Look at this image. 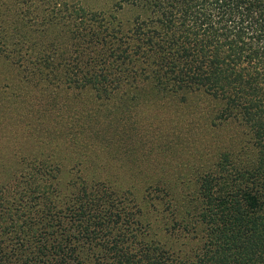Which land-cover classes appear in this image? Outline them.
Returning a JSON list of instances; mask_svg holds the SVG:
<instances>
[{
  "label": "trees",
  "instance_id": "obj_1",
  "mask_svg": "<svg viewBox=\"0 0 264 264\" xmlns=\"http://www.w3.org/2000/svg\"><path fill=\"white\" fill-rule=\"evenodd\" d=\"M149 1L158 11L154 18L141 22L136 28L138 37L130 39L129 43L131 47H138L142 55H147L146 52L158 55L160 66L155 72L163 71L161 79L151 74H148L151 77H143V73L130 68L128 73L119 72L107 79L93 74V69L71 71V66L70 72L54 77L58 80H54L56 83L53 82L51 85L54 87L51 88L42 84L46 78V66H40L36 76L35 71L28 70L33 69V65H28L23 59L17 58L10 63L24 68L23 72L29 74L24 76L25 79H30L34 86L41 84L36 90L39 103L45 102L47 95L57 94L59 89L74 88L73 83L84 88L106 79L101 89L113 97L125 91L124 84H133L141 79L155 80L153 89L157 90L163 84V89L180 96L181 102L193 97L215 103L212 108L215 123L235 122L231 140L236 145L232 149L228 145L210 144L208 163L190 165L180 160L177 172L172 169L173 166H169L168 173L164 167L156 169V175H161L163 170L162 174L167 173L169 179L162 176L154 181L153 174V182L146 186L149 196L159 200L171 215L167 223L162 222L160 230L165 235L174 233L178 234L177 238H190L193 244L178 252L177 247L181 245H168L163 240L160 245L150 236L148 244H142L136 252L128 249L133 238L140 239L136 230L138 225L129 226L125 232L119 226L120 212L128 209L127 201L131 199H124L123 196L106 199L99 194V200H93L78 194L74 204H66L64 208V203L57 195L54 199L47 187L51 182H55L52 186L61 182L57 175L61 173L62 162L52 152L40 150L32 153L31 157L17 149V155L23 159L17 162L21 168L16 167L19 172L15 173H12L14 166L11 162H6L7 156L0 152V264H264V0ZM77 2L57 1L63 4L61 12L68 18L64 24L72 27L69 33L75 41L74 46L78 47L77 59L84 65L93 63L91 56L84 61V56L91 52L90 46H84L90 43L84 37L88 35L87 30L91 28L87 26L92 21L99 22V26L96 28L93 25L91 32L101 38L104 46L111 48L107 49L111 54L106 55L112 59L116 53L114 45L119 44L117 48H121V36H118L117 42L108 43L109 37L105 36L108 30L102 25L103 19ZM75 59V54L70 56L68 65ZM57 60L52 62V67L56 69L62 57ZM131 73L134 75L128 79ZM106 74L107 71L105 77ZM6 88L17 106L22 104L29 113L35 110L36 104L29 98L25 103L14 88ZM30 91L33 92V89L30 88ZM38 108L41 111L45 109L39 105ZM25 127L23 131L29 132L31 128L27 122ZM121 129H126L123 132L130 130L126 126ZM121 129L118 131L121 132ZM36 130L42 132L43 129L38 127ZM143 138L142 135L135 141L118 142L121 138L112 135L107 143L117 144L115 152L118 153L131 149L134 142H141ZM145 173L143 170L142 174ZM24 175L34 176L38 182L24 184L18 191L22 185L18 180ZM80 184L84 183L80 180ZM103 185L99 184V187ZM108 187L105 185L102 188L108 191ZM90 196L95 198L97 195ZM44 203L61 209L62 213L68 211L72 225H67V228L58 218L57 226L60 227L51 229L57 218L49 216L40 227L35 220L37 214L32 213L37 207V211L41 212L39 216L44 219ZM158 213L162 215L163 211L159 208ZM145 225L152 228L150 221ZM65 230L73 232L63 236ZM112 233L115 235L113 242L108 240L107 245H111L96 258H91L95 254L94 245L75 243L83 235L84 240L90 241ZM59 234H62L63 240ZM90 234H93L91 239L85 237ZM148 245L152 252H147Z\"/></svg>",
  "mask_w": 264,
  "mask_h": 264
},
{
  "label": "rangeland",
  "instance_id": "obj_2",
  "mask_svg": "<svg viewBox=\"0 0 264 264\" xmlns=\"http://www.w3.org/2000/svg\"><path fill=\"white\" fill-rule=\"evenodd\" d=\"M57 1L62 2V0H0V152L7 156L6 162H11V166H14L12 173L19 172L16 167L21 168L17 165V162H22L23 159L17 155L19 149L22 154L31 157L32 153L40 150L54 153L62 162L61 173L57 175L61 182L58 186H52L55 182H51L47 187L50 188L49 192L54 199L57 195L64 203V208L66 204H74L78 194L93 200H99V194L106 199L116 196L131 199L127 201L128 209L120 212L119 226L125 232L129 226L138 225L136 230L140 239L133 238L130 244L127 243L128 249L136 252L142 244L147 243L150 236H153L160 245L162 240L168 245L171 243L181 245L176 246L178 252L188 249L193 244L190 238L184 236L177 238L178 234L176 236L174 233L165 235L160 230L162 222L167 223L171 215L159 200L155 201L149 196L146 186L162 176L169 179L167 173L170 167L173 166L172 169L177 172L180 160L190 165L208 163L211 157L210 144L221 147L228 145L232 149L236 145L231 140L235 122L215 123L212 112L215 103L193 97L187 102H181L180 96L169 93L166 88L164 90L163 84L159 83L162 88L156 85L158 89H153L155 80L141 79L131 83L132 85L124 84L125 91L118 92L113 97L101 89L104 88L106 79L102 83L93 82V85L90 83V86L84 88L76 87L73 83L75 89H59L57 94H46L45 102L39 103L36 90L40 89L41 84L34 86L30 79H25L24 76L27 77L29 74L24 73V68L19 67L17 63L11 64L12 60L20 58L28 65H33V69L28 70L35 71L36 76L39 74V67L46 66L47 72L44 73L46 78L42 84L51 88L54 87L51 84L56 83L54 80H58L54 77L70 72L71 66L73 67L71 71L93 69V74H100L102 78L107 79L108 76L112 77L119 72H130L128 68L143 73V77L153 75L162 78L163 71L155 72L160 66L158 55L153 52L142 55L138 47H131L132 44L129 43L130 39L138 37L136 28L141 22L154 18L158 11L149 0H69L71 3L78 1L77 3L85 6L88 11H94L103 19L102 25L108 30L105 34L109 37L108 43L117 42L118 36H121V48H117L119 44H115L116 53L112 59H108L106 54H111L107 50L110 47L104 46L101 38L98 39L96 34L93 35L91 32L93 25L98 28L99 22H89L87 28L91 29L87 30L89 33L84 38L90 43L84 46H90L91 52L84 56V61L91 56L93 63L88 65L77 59L78 47L74 46L75 41L71 39L69 33V28L72 27L64 24L68 18L61 12L63 4H58ZM29 21L32 22L31 26ZM155 24L159 25V22ZM74 54L75 62L68 65L67 59ZM60 57L62 60L58 69L52 67V62ZM133 75L131 73L128 79ZM6 86L14 88L16 93L21 94L20 98L25 103L28 98L34 102L35 110L29 113L23 109L25 106L22 104L18 103L17 106ZM38 105L43 106L44 111H41ZM25 122L31 128L29 132L23 131V127L27 128ZM33 125L36 129L42 128V132L37 131ZM115 126L117 130L114 129ZM122 126L130 130L123 132L126 129H121ZM118 129L122 131L119 132ZM112 135L114 138H121L118 142L129 139L135 141L142 135L144 138L131 146L135 151L138 150L137 153L131 147L116 153L117 144L107 143V139ZM178 156L180 158L177 161ZM163 167L167 173L162 174V170L161 175H156V169ZM141 170H145L146 173L142 174ZM93 174L94 176H91ZM153 174L155 176H152V179L154 178L152 180ZM36 179L34 176L24 175L18 180L22 183L18 191L25 186L24 184L34 185L38 182ZM80 180L84 184H80ZM100 181L105 182L104 185ZM99 184L109 185L110 189L107 191L102 188L103 186L99 187ZM93 194L97 196L91 197ZM159 208L163 211L162 215L158 213ZM42 211H45L44 219L39 216L41 212L37 211V207L32 213L37 214L35 220L40 227H43L49 216L57 218L51 229L58 225L60 220L58 218H61L67 228H69L67 225H72L68 211L62 213L61 209L47 203L43 205ZM90 216L93 219L92 211ZM147 221L152 222V228H147L148 225H145ZM72 232L65 230L63 236ZM74 234H77V231H74ZM63 236L59 234L61 240ZM114 236L112 233L88 241L84 240L83 235L75 243L94 245L95 254L91 255V258H96L108 249L111 244L107 245V241L113 242ZM85 237L91 239L93 234ZM148 246L147 252H152L151 246ZM160 252L161 248L158 253Z\"/></svg>",
  "mask_w": 264,
  "mask_h": 264
}]
</instances>
